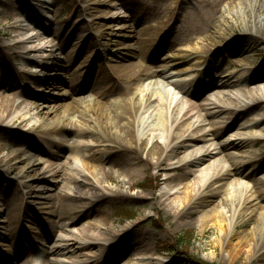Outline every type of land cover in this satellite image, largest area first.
Returning a JSON list of instances; mask_svg holds the SVG:
<instances>
[{
	"label": "bare ground",
	"instance_id": "1",
	"mask_svg": "<svg viewBox=\"0 0 264 264\" xmlns=\"http://www.w3.org/2000/svg\"><path fill=\"white\" fill-rule=\"evenodd\" d=\"M24 1L27 3L24 4ZM223 1L231 4L236 0H201V4L207 3L211 6V11L203 12V26L193 31L222 36L227 30L238 29L248 37L260 38L264 42V0H237L239 2L232 8L230 6L220 11L219 5ZM52 4L46 0H19L14 5L15 9L9 8V13L2 11L5 16L3 21L9 17L14 18L10 26L15 34L14 46L21 45L26 52L25 56L18 60L20 72L15 82L11 68L6 67L0 71V91L5 86L8 88L7 91H3L5 95L0 96V125L9 127L22 117V122L27 124L29 131L42 126L44 156L33 165L36 169L32 172H36L38 166L45 168L51 187L65 191V194L60 195L59 201L64 198L73 202L82 200L80 192L85 189L83 186L88 184L80 181L84 179L91 181L88 184L90 192L100 188V194H96L97 198L94 200L100 201L113 195V189L100 187L102 179L99 178V172L103 166L92 164L95 160L92 148L100 145L96 146L95 143L82 145L73 140L71 144L58 146L52 145L47 138L60 131L75 136L93 134L84 124L85 117L92 113L101 130L107 132L104 135L95 133V140L104 143L105 146H109V143H118L119 149L128 153L131 158L127 168L129 180L116 181L118 189L127 185L130 190L137 185L138 181L135 179L139 177L141 173L139 167L143 164L150 163L154 169L166 164L167 173L186 171L183 175H167L164 180V183H169L167 191L161 192L158 196L136 194L130 198L131 202L145 203V199L149 198L158 204L160 199H169L173 196L178 204V207H175L176 211H179L176 216L183 219L192 216L212 199H218V208L205 216L202 223L211 220L224 233V240L229 244L228 228L232 229L231 236H235L237 227L256 222L253 231L244 235L233 247L241 249L248 247L252 242L253 253L262 252L258 259L264 258V172L258 175L264 165V153L259 155L256 149L259 142L264 140V69L238 54L242 59L240 71L242 74L239 73L235 81L228 79L229 74L219 75L216 74L218 72H213L210 76L208 69L210 55L202 54L204 51L212 50L210 49L212 46L215 47L214 36L209 35L202 39L201 48H190L187 57L184 58L187 60L183 63L189 64L190 69L187 74L176 71V64L170 62V56H166L159 63L157 70L143 74L142 70L130 61L138 55L139 49L140 57L146 58L158 40L165 37L157 35L155 37L157 39L153 37L152 40L147 34L139 31L128 36L135 39L130 52L118 49L113 54H105L106 62L99 71L101 79L93 76L97 80L93 84L89 81L90 76L77 83L69 81V92L64 99H69L70 103L65 112L44 121L36 113H32L25 104L40 97L46 81L50 80L57 86L60 85L62 82L54 75L68 72L67 75L70 77L72 69L69 64L74 57L69 55L63 58V49L48 41L50 28L45 25L51 24L49 13H52ZM34 10L40 13L37 14L38 17L31 19L29 13ZM231 38L232 35L227 37L226 42ZM58 39L59 37L55 38V41ZM46 48L49 51L47 56H37L38 52L41 50L45 52ZM157 52L158 48L154 50L152 58L155 59ZM10 56L12 57V53H7V57ZM64 61L65 63L59 64ZM30 63L35 64L37 68V74H32L36 76L35 81L24 76ZM213 69L215 71L216 67ZM108 78H117L129 86L134 85L132 97L119 102L107 100L102 103L100 99H105V93L101 86ZM245 80L249 83L241 84L243 89H240L238 82L243 83ZM88 83L91 85L86 92ZM11 85L13 88L9 89ZM30 86L34 90H28ZM17 92L21 98L18 103L14 99ZM79 93L83 97H80ZM51 101L54 103L52 107L40 104L42 112L45 113L44 109L57 112L63 107V104L54 102L56 99ZM74 112L80 115L78 123L84 127L77 126L70 119V114ZM236 113H245L248 117L237 122ZM227 135L226 140L220 141ZM11 148L10 145L4 147L3 150L7 151V154L5 156L0 154V185L6 174L16 172L18 165L30 161V157L26 156L28 151L36 152L32 146H27V150L17 151ZM53 149L56 151L53 152ZM81 149L85 150L84 154L80 156L72 154H78ZM194 173L196 175L191 186L182 184L184 179L193 176ZM103 179L112 180L108 175H104ZM250 182L254 184L251 185ZM22 186L28 187L26 183ZM177 186L184 189V197H181L182 194L172 193ZM20 188L19 186L18 190H21ZM10 191V188L9 191L7 189L1 191L3 194L0 193V196L6 199ZM92 197H89V205L86 206L63 204L58 209L51 207L49 211L42 212L35 220L36 216H26L34 220L39 229L30 230L25 236L21 221L23 218L16 217L17 209L9 208L5 220L1 221L3 226H0V264H106L105 261H108L109 253L114 248L111 246L123 232L116 238V235L113 238H104L98 224L85 222L90 216L89 206L93 204L92 202L96 203L92 201L93 199L90 200ZM221 207L226 211L223 212ZM256 208L263 211L258 219L253 214ZM2 214L4 213L0 211V216ZM243 216L247 217V221L242 223ZM145 217L148 215L142 216ZM44 220L51 229L44 230ZM125 231H128V228H125ZM33 234H39L47 241L48 245L41 251L43 253L41 257L36 253L37 248L30 240V236L34 237ZM118 254L111 260L119 259ZM124 260L126 262L123 264H161L159 257L153 258L148 255L143 258L133 255Z\"/></svg>",
	"mask_w": 264,
	"mask_h": 264
},
{
	"label": "rangeland",
	"instance_id": "2",
	"mask_svg": "<svg viewBox=\"0 0 264 264\" xmlns=\"http://www.w3.org/2000/svg\"><path fill=\"white\" fill-rule=\"evenodd\" d=\"M16 1L19 0H0V71L9 67L14 75V82L17 80L18 71L20 69V62L18 61L21 56H25L26 50L21 45L14 46L15 34L10 29L11 24L14 22V18L9 17L6 21L2 11H10V7L15 9ZM52 2V13H49L51 17V24L45 26L50 28V35L48 41H52L54 45L60 46L63 49V58L73 55L70 69H72L70 77L68 72L59 73L56 79L62 82L60 85H56L53 81H46V84L41 90L40 97L34 102L29 101L25 105L30 108L32 113H36L39 118L44 121H48L56 116L63 115L67 105L70 103L69 99H64L65 95L69 92V81L77 83L84 80L87 76H90L89 81L92 84L101 79L102 75L99 72L100 67L105 63V54H113L118 49L122 52H130L132 46L135 43V39H130L128 36L137 34L139 31L143 34H147L153 40L157 35L165 37L158 40L153 50L148 56L140 57L141 50H137V56L130 62L135 63L138 69L142 70V73L152 72L159 68V63L163 61L166 56H170L171 63L176 64V71L179 73L187 74L190 72L189 64L183 63L187 59V53L190 48H201L202 39L206 36L213 35L210 32L196 33L193 29H199L203 26L202 18L203 12L208 13L211 11V6L207 3H202L201 0H46ZM239 1L229 3L223 1L219 5V10L223 11L225 8H232L234 4ZM27 2L24 1V4ZM40 12L34 10L29 15L31 19H34ZM218 18V16H217ZM215 23V22H214ZM34 26V25H32ZM236 28V27H235ZM38 30V29H37ZM222 36L213 35L215 47H211L210 51L202 52L210 55L209 57V75L216 74L224 75L229 74L228 79L235 81L241 71L242 59L240 56L248 58V60L264 69V42L260 38H251L247 35L239 32L238 29L227 30ZM40 33V32H39ZM164 33V34H163ZM167 33V34H165ZM232 38L226 42L227 37ZM59 37L55 41V38ZM64 41V42H63ZM63 42V43H62ZM105 43V45H104ZM38 42H36L37 46ZM107 44V45H106ZM129 45V46H128ZM129 47L126 49V47ZM136 46V45H135ZM176 46H180L176 48ZM137 47V46H136ZM158 48L155 59L152 58L154 50ZM37 53V56H47L49 51L46 49ZM135 50V49H133ZM7 53H12V57H7ZM61 53V52H60ZM214 53V55H213ZM129 56V55H128ZM37 58V57H36ZM130 58V56H129ZM41 59V58H37ZM60 62L59 64H63ZM140 63V65H139ZM215 71L213 68H215ZM27 73L24 76L35 81L37 74V68L35 64H29ZM52 73H56L51 71ZM237 73V74H236ZM58 74V73H57ZM61 74V75H60ZM73 74L75 76H73ZM142 74V75H143ZM242 74V73H240ZM35 76V77H34ZM94 76V77H93ZM244 76V75H242ZM41 78V76H39ZM68 77V79H67ZM72 77V78H71ZM55 79V80H56ZM242 80V79H241ZM48 82V83H47ZM59 82V81H56ZM249 83L245 80L243 83L238 82L240 89L242 85ZM242 84V85H241ZM13 85V84H12ZM9 89H12L13 86ZM89 84L86 86V92L89 89ZM134 85H127L117 80V78H108L101 86L103 93H105V99H100L103 103L119 102L124 99H130L132 97V90ZM25 88V87H24ZM6 86L0 91V96L5 95L3 91H7ZM28 90H34L32 86L27 88ZM50 92V93H49ZM15 95L14 99L16 103L21 101V98ZM80 97L82 94L79 93ZM85 96V95H84ZM63 104L57 112L54 110L44 109L41 111L40 104L52 107L54 103ZM96 112L98 110H95ZM106 112V111H104ZM239 114L242 116H239ZM235 114V120L237 122L244 120L246 114ZM80 115L77 112L70 114V119L77 125L84 127V125L78 123V117ZM86 122L84 124L93 134L84 136H75L70 133L57 132L50 135L48 140L52 145L63 146L71 144L73 140L78 143L93 144L99 147L92 148L95 153V160L92 164L102 165V170L97 167L99 172V178L102 179L100 187L113 189L114 194L100 199V201L94 200L96 194H100V188L92 190L90 192L91 183L90 180L84 179L80 181L87 182L85 189L80 192V198L82 200H76L75 202L70 199L64 198L59 201L61 194H65V191L51 187L50 178L46 174L43 166L36 168L33 166L38 163L43 154V131L42 126H38V129L29 131L27 124L22 122V117L17 121L10 124L9 127L0 125V149L1 155L5 156L7 151L3 150L4 147L10 145L12 150L18 149L27 150V146L35 148L36 152L28 151L27 157H30V161L24 165H18L16 172L12 174H6L4 180L0 185L1 191L9 188L10 193L6 195V199L0 196V226H3L1 221L5 220V215H8V210L11 207L17 209L16 217H20L23 224L24 236L29 233L30 230L39 227L35 223V219L42 212L49 211L52 208H59L63 204L75 205L77 207L89 205V197L93 204L90 207V216L87 217L85 222L89 224H98L101 228L102 237L115 238V243L111 246V249L106 264H123L126 262L124 259L138 255V257H145L146 255L153 258L159 257L161 264H264V258L258 259L262 254L253 253L252 242L248 247H233L236 245L244 235L253 231L256 227L255 223H250L246 226L240 225L235 229L237 235H232V229L228 228L229 244L224 240V233L217 228L211 220H206L202 223V219L209 215L210 212L218 208V199H212L205 207H202L195 211L192 216H186L183 219L178 218L175 207H178L177 202L174 201V197L169 199H160L158 204L150 201L149 198L145 199V203H133L130 198L136 194L146 195L152 194L158 196L161 192L168 190L169 183H164L167 175H183L186 173L184 170L167 173V166H161L158 169H154L152 164H143L140 168V175L135 181L138 184L133 186L130 190L127 185H124L121 189H118L116 181L119 179L127 182L129 177L127 176L128 164L131 162V158L128 153L121 151L118 147V143H109V146H105L96 139L95 133L107 134L106 131H102L100 125L95 120L94 114H89L85 117ZM228 138V135L220 139L224 141ZM35 143V144H30ZM29 144V145H27ZM45 147V146H44ZM257 153L262 155L264 153V140H261L256 147ZM53 152L56 150L53 149ZM85 150L76 154L80 156L84 154ZM153 161V160H151ZM264 172V165L260 168L258 175ZM28 175V177L24 178ZM108 175L112 180L107 181L103 179V176ZM193 176L187 177L182 181V184L191 186L193 182ZM257 175V174H255ZM26 183L27 188L22 186ZM85 184V183H84ZM173 184V183H171ZM253 185L254 183H251ZM21 190H18V187ZM175 187L173 194L179 193L181 197H184V189ZM177 188V189H176ZM49 189V190H48ZM190 190V188H189ZM97 192V193H95ZM25 193H29L28 195ZM98 196V195H97ZM183 199V198H182ZM220 206V205H219ZM20 209V210H18ZM222 210V207H221ZM20 211V212H19ZM223 211V210H222ZM226 211V210H225ZM223 211V212H225ZM262 210L256 208L254 216L258 219L262 214ZM145 214L148 217L142 218ZM23 215V216H22ZM36 216L34 220L28 219L26 216ZM247 217H241V222H246ZM65 222L67 220L65 219ZM44 230L51 229L47 225V221H43ZM47 225V226H45ZM128 228V231L124 232V229ZM263 228V226H261ZM107 233L106 235L104 233ZM41 233V232H40ZM192 234V241L189 248L179 249L180 253L163 252V247L171 245L172 240L183 234ZM30 236V240L34 243V247L38 249H45L47 241L41 235ZM257 238V236L255 237ZM7 245L6 243H1ZM142 247H148L144 250ZM124 252L118 254V252ZM186 253V254H185ZM118 254L119 259L113 261V257ZM25 255V254H24Z\"/></svg>",
	"mask_w": 264,
	"mask_h": 264
},
{
	"label": "trees",
	"instance_id": "3",
	"mask_svg": "<svg viewBox=\"0 0 264 264\" xmlns=\"http://www.w3.org/2000/svg\"><path fill=\"white\" fill-rule=\"evenodd\" d=\"M192 234L186 233L180 236L175 237L171 243V245H165L162 249L163 252H170V253H180V251H178L179 249L181 250L182 248H186L185 250H187L189 248V245L192 241ZM186 254V253H185ZM193 262H191V264H193Z\"/></svg>",
	"mask_w": 264,
	"mask_h": 264
}]
</instances>
